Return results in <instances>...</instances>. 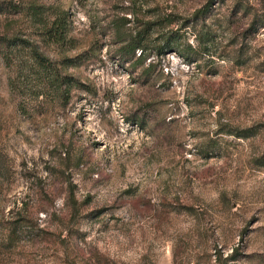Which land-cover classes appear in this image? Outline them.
Instances as JSON below:
<instances>
[{
	"label": "rangeland",
	"instance_id": "1",
	"mask_svg": "<svg viewBox=\"0 0 264 264\" xmlns=\"http://www.w3.org/2000/svg\"><path fill=\"white\" fill-rule=\"evenodd\" d=\"M0 36L78 81L0 47V264H264V0H0Z\"/></svg>",
	"mask_w": 264,
	"mask_h": 264
},
{
	"label": "trees",
	"instance_id": "2",
	"mask_svg": "<svg viewBox=\"0 0 264 264\" xmlns=\"http://www.w3.org/2000/svg\"><path fill=\"white\" fill-rule=\"evenodd\" d=\"M198 13H204L203 10H199ZM127 20V19H126ZM57 23V31L61 30V40L63 39L62 37L64 36L65 30H63L64 26V20H59L56 22ZM152 23H148L150 25ZM116 25V23H115ZM125 25V24H124ZM118 29V30H117ZM119 27L117 26L116 31L119 32ZM144 39H145V33L144 32H139L137 35L133 36L131 39H129L127 42H125L123 45H121L118 48V53L122 58H128L130 60H134L136 53L138 50H140V59L141 57H145V45H144ZM168 42V41H167ZM25 45V46H30L31 49L30 51L33 54V57L36 59L38 64L42 66L46 71L49 72V78L51 79L52 83L57 86V88L62 89L61 90V97L63 96H68L70 93V87L72 84H78V81L73 78L70 74L64 73L63 69L55 63L50 57L46 56L44 53L39 51L37 47H32L33 44L29 43L27 40H24L23 38H20L18 36H0V47L1 45H4L6 47H17L19 45ZM173 48L171 44L165 43L160 49V53H166L168 49ZM0 48V52H1ZM65 86V87H64ZM44 92H38L37 95L40 96ZM253 129L252 128H247V129H238L235 130L233 134H235L238 137H250L253 134ZM76 206V205H75ZM74 210L77 211L78 207H74Z\"/></svg>",
	"mask_w": 264,
	"mask_h": 264
}]
</instances>
